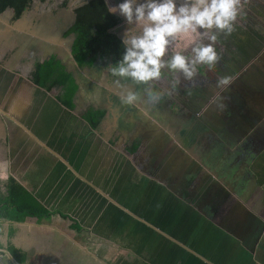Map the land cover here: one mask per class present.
<instances>
[{
  "label": "crops",
  "instance_id": "crops-1",
  "mask_svg": "<svg viewBox=\"0 0 264 264\" xmlns=\"http://www.w3.org/2000/svg\"><path fill=\"white\" fill-rule=\"evenodd\" d=\"M106 3L108 6L114 4L112 0ZM29 4L22 11H26ZM61 4L52 11V6L41 8L38 3L34 11L41 14L37 16L21 15V11L18 17L21 28L15 29L13 24L0 20V194L8 192L12 178L54 211L40 219H0V264L99 261L101 251L112 241L111 237L119 240L125 237L127 229L137 231L147 229V225L153 235L157 230H164L166 240L178 237L181 244L172 241L170 246L183 247L181 254L189 258L190 255H202V247L216 245L215 251L219 248L221 252L216 259H211L215 264H264V161L249 163V152L262 144L250 140L249 145L242 141L256 123H252L245 133L238 134L240 145L226 146L231 155L241 150L240 160L231 156L228 161L217 157L218 149L209 144L214 149V158L204 162L199 160L195 165L197 174L189 179L192 186L201 187V190L194 189L199 199L204 202L212 199L210 211L202 214L192 207L185 208L182 211L186 222L167 226L164 216H158L166 212L168 219L172 206L168 205L169 208L163 209L160 215L153 212L158 203L165 202L166 197L162 194L170 192L167 188L164 191L157 176L153 175L157 163L150 165L149 161L147 172L141 168L148 159L144 154L146 149L137 143L143 132L135 127H123L126 115L124 109H120L123 89L113 84L109 71L102 75V70L98 69L96 73L90 66L97 59L108 70V65L114 62L113 57L102 59L97 52L99 49L90 50L82 62H77L72 53L75 35H67L66 31L75 22L78 4ZM5 10H11L13 17V9ZM49 11L57 12V15L51 16ZM115 16L116 22H109L98 33L103 38L98 45L112 31L122 36L126 21L119 20L118 12ZM8 37H13L12 48L18 45L19 50H8ZM25 37L35 38L37 50H20L21 38ZM19 39L21 42H17ZM53 56L62 60L77 85L75 95L68 97L67 102L58 96L57 87L49 90L33 79L36 64ZM258 65L255 66L259 69L256 74L264 73L263 66ZM251 82L264 87L262 78H253ZM94 87L97 93L92 90ZM197 96H200L198 101L203 102L201 95ZM89 108L105 111L96 127L87 117ZM262 108L264 104L257 103L255 110ZM261 114L257 112L258 116ZM234 164L248 167L241 171L240 167L233 168L235 171H230V175L222 170L220 174H212L222 166L230 168L235 167ZM243 177L247 180L241 181ZM230 182L228 187L234 193L232 199L216 201L222 186L227 188ZM172 198L165 203L172 204ZM148 216L151 217L148 219ZM223 217L224 222L221 221ZM74 220L79 226L75 227ZM176 228L180 233L167 232ZM225 240H228L227 244ZM148 244L153 245L152 242ZM205 261L210 260L206 258L199 262Z\"/></svg>",
  "mask_w": 264,
  "mask_h": 264
},
{
  "label": "rangeland",
  "instance_id": "rangeland-1",
  "mask_svg": "<svg viewBox=\"0 0 264 264\" xmlns=\"http://www.w3.org/2000/svg\"><path fill=\"white\" fill-rule=\"evenodd\" d=\"M62 1L33 0L26 11L21 12V15L23 13L34 15V7L38 3L42 5L41 8H46L49 5L52 6V11H56ZM83 1L85 0H70L69 2L77 5ZM112 1L113 5L119 2V0ZM47 2L50 3L47 4ZM43 5L45 6L43 7ZM40 14L36 13L35 16ZM49 14L56 16L57 12L49 11ZM119 17L121 22L125 20L123 16ZM12 19L11 10L0 12V20L9 25L13 24L15 29L21 28V18ZM234 25L232 33L227 35L219 33L217 35L214 45L219 59L215 65L211 68L198 66L197 73L190 80L185 79L179 73L165 71L161 79L155 84L137 85L129 81L124 88H121L123 91L128 88H139L143 93L146 87L169 88L173 79L179 81L171 95L162 96L159 101L153 103L144 97L135 106L120 105V109H124L126 114L123 119V127L131 126L141 130L139 132H143V134L140 133L139 142L137 143L143 145V148L146 149L144 154L148 159L147 164H143L141 168L146 171L149 161L150 165L157 163L158 167H154L153 175L157 176L159 186L164 191L167 188L170 192L168 195L164 192L162 197H166V202L169 197L173 196L172 204L171 202H160L158 206L154 207L153 213L157 211V215H160L163 209L172 206V212H169L168 219L166 218V212H163L162 216H158V218L164 216V219H166L164 224L167 226L173 223L181 225L182 221L186 222L185 212L182 211L185 208L192 207L195 212L198 210L202 214L210 211L208 208L212 203V199L206 202L199 199L194 189H200L201 187L197 184L192 186L189 177L197 174L195 165L199 164V160L204 162L214 158L213 148L218 149L215 154L221 159L228 161L231 156V158L240 160L242 152L239 151L241 150H236L237 154L231 155V151L226 146L233 145L232 147H234V145L239 144L238 134L245 133V130L249 129L252 123H256V126L250 129V133L244 136L242 141H244V144L249 142V145L251 144L250 140H253V143L256 142V144L261 142L262 147L253 149L252 152H249L251 160L248 156L246 159L250 160L249 163L258 160L264 161V152H262V148L264 149V108L258 111L255 110L257 103L264 104V87L261 84H252L251 82L253 78L257 77L264 80V73L256 74L259 69L257 70L255 67L259 64L258 67L263 66L264 69V0H239V13ZM12 38L8 37V50H19L18 45L12 48ZM102 39L100 34L97 35L92 46L95 43L98 44L99 40L102 41ZM21 41L20 39L17 40V42H21L20 50H37L35 38L25 37L21 38ZM201 41L204 43L209 42L200 35L193 34L181 38L179 43L185 49H190L192 43ZM253 57L254 60H252ZM90 64L94 72L100 69L102 75H104L108 71L106 70L107 66H104V63L99 62L97 59H94ZM224 76L229 77V82L225 85H218V78ZM92 90L97 93L96 87ZM198 94L201 95L203 102L198 101L200 100ZM208 99L210 102H208ZM203 111H206V113ZM188 112L189 114H187ZM257 112L262 113V116H258ZM222 164L224 163L222 162ZM236 167H240L239 171H241L247 169L248 165L244 168L242 165H235V167L230 168L222 166L221 169L214 170L215 172L212 174H220L222 170L224 174L230 175L229 172L235 171L232 169ZM242 179L241 181L247 180L245 177ZM247 184L249 185V182ZM229 185H231V182L227 185L228 189L222 186L216 201L232 199L234 193L230 191ZM177 205L179 206L178 209ZM233 206L238 208L235 203H233ZM221 221L224 222L225 218L223 217ZM260 225L262 224L260 223ZM148 227L147 225V229L138 228L141 230L137 231L135 229V232L127 229L125 237H120L119 240L111 237L112 241L103 247L99 261H83L77 264H213L214 262L211 259H216L221 252L219 248H217V252L215 251L216 245H210L200 249L202 255H190L189 258L181 254L183 247L170 246L172 241H180L178 237L173 236L166 240V231L157 230L153 235ZM167 232L180 233L177 232V228L174 231L167 230ZM151 234L153 237H150ZM149 237L152 239L150 240ZM225 241V244H227L228 240ZM150 242L153 245H149ZM206 258L210 261H205L206 263L199 262Z\"/></svg>",
  "mask_w": 264,
  "mask_h": 264
},
{
  "label": "clouds",
  "instance_id": "clouds-1",
  "mask_svg": "<svg viewBox=\"0 0 264 264\" xmlns=\"http://www.w3.org/2000/svg\"><path fill=\"white\" fill-rule=\"evenodd\" d=\"M107 2V0H106ZM109 13L125 18L119 58L109 64L113 84L124 88L128 81L137 85H151L162 75L179 73L190 80L198 66L213 67L219 59L214 42L217 35L234 31L239 13V0H119L109 5ZM198 34L208 43L194 42L190 49L179 43L181 38ZM171 81L169 88H128L120 95L123 105L135 106L146 97L151 102L171 95L178 84ZM229 77H220L218 85H225Z\"/></svg>",
  "mask_w": 264,
  "mask_h": 264
},
{
  "label": "trees",
  "instance_id": "trees-1",
  "mask_svg": "<svg viewBox=\"0 0 264 264\" xmlns=\"http://www.w3.org/2000/svg\"><path fill=\"white\" fill-rule=\"evenodd\" d=\"M32 0H0V12L6 8L14 11L13 18L19 17L20 12ZM44 1V0H43ZM70 0H63L62 6H66ZM108 5L105 0H88L75 7L77 14L73 25L66 31V34H74L72 53L77 62H82L88 55V51L98 50L100 58L113 57L114 62L119 58L123 51L121 36L112 31L106 40L98 45L92 43L98 33L109 22H116L115 13L107 11ZM100 47V48H98ZM90 51V52H91ZM33 79L38 84L51 90L53 87L59 89L58 96L65 102L68 97L75 95L77 85L72 73L65 68V64L57 56L51 57L44 63H37L33 72ZM166 96V95H165ZM105 111L102 109L89 108L87 117L93 126H98ZM54 212L50 210L23 187L15 179H10L9 190L5 194H0V219L24 220L26 217H41ZM70 218L69 215L63 214ZM72 219V218H71ZM75 227L79 226L74 220Z\"/></svg>",
  "mask_w": 264,
  "mask_h": 264
},
{
  "label": "water",
  "instance_id": "water-1",
  "mask_svg": "<svg viewBox=\"0 0 264 264\" xmlns=\"http://www.w3.org/2000/svg\"><path fill=\"white\" fill-rule=\"evenodd\" d=\"M76 17H77V16L75 15V20H76ZM75 20H74V21H75Z\"/></svg>",
  "mask_w": 264,
  "mask_h": 264
}]
</instances>
